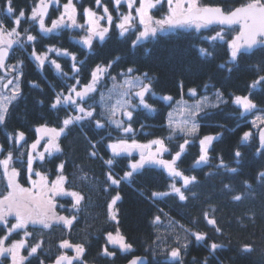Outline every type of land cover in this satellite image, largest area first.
<instances>
[{
    "label": "snow or ice",
    "instance_id": "obj_1",
    "mask_svg": "<svg viewBox=\"0 0 264 264\" xmlns=\"http://www.w3.org/2000/svg\"><path fill=\"white\" fill-rule=\"evenodd\" d=\"M109 4L112 5L111 10ZM29 11L30 14H26L25 9L13 7V0H5L4 12L10 24H6L4 19L0 18V126L5 125L10 118V105L24 95L22 88L24 62L20 59L14 64L8 62L10 53L11 57L15 56L14 45L25 51H28L25 46L29 45L31 50L28 54L38 67L43 70L47 62L61 77L63 88L60 91L54 90V97L49 104V108L57 114L59 126L52 127L45 119L43 123L32 126L33 138L30 143L27 133L16 129L7 136L8 147L0 144V181H6L5 187L8 190L6 195L0 196V225L3 226V234H0V264L4 259H8L9 264H31V258L39 257L44 240L29 243V238L33 235L28 231L29 226L41 225L44 229H50L55 222L70 231L78 221L80 211L89 205L90 194L75 190L73 181L65 174L66 166L81 168L68 156L60 143L61 137H67L75 127H80L81 132L86 126L107 132L106 137L101 136L96 141L88 137L87 133H84V137L91 149L87 153L88 158H99L106 166V170L102 171L104 180L100 188L106 194L107 222L114 227L113 231L103 233L105 242L100 255L109 259L116 257L117 250L129 254L135 251L133 244L119 227L121 223L119 204L124 199L120 191L122 182L131 185L137 175L153 168L163 169L173 182L167 186L168 191H153L148 198L155 202L159 198L175 194L180 201L188 200L189 197L185 193L189 191V186L198 184L199 181L195 175H185L186 170L180 168L183 158L190 148L198 143L195 165L207 164L210 152L214 150V141L221 135L218 133L200 136V122L211 114L209 110L218 109L231 101L241 109V116L252 114L254 111L260 113L249 122L252 127L243 132L240 143L249 142L256 137L258 141L256 154L264 155V106H259L253 99V90L264 88V75L259 74L261 69L258 65L257 77L247 85L244 95L231 93L230 96H226L224 91L216 89L211 98L207 95L201 96L197 88L186 89L185 82L178 78L175 86L179 99H176L173 95L161 94L155 90L154 85L159 83L160 78L154 72L142 71L135 66L121 67L120 56L85 68V60L78 59L76 53L68 49H61L55 45H45L43 52L36 49L39 33H60L65 28L83 30L82 42L91 50L94 41L98 39L104 42L114 31L118 32L120 37L134 34L135 39L131 43L132 47L136 48L146 43H155L170 34L180 35L184 29L200 31L216 26L219 30H214V35L205 39L213 44L223 42L229 52V61L233 65H238L239 59L245 53H250L258 47L264 49V0H248L239 7L201 5L198 0H93L92 5L88 7L82 4V0H67L65 3H61V0L38 2L34 0ZM52 13H58L55 19L51 18ZM154 13H160L159 18ZM22 21L38 24V34L33 35L29 28H22ZM102 21L104 23H101ZM230 26L238 27L235 35H231ZM150 51L151 49L146 48L145 54ZM199 51L202 55H212L203 48ZM52 54L70 58L71 74L63 71L61 64L52 58ZM174 55L175 53H170V58ZM231 70L229 68V71ZM183 71L191 73L193 68L190 65L185 66ZM29 83L33 87H40L34 81ZM109 83L111 87L107 86ZM208 87V84L203 86L205 91ZM114 93L119 99L111 103ZM185 95H189L193 102L186 101ZM149 100H157L163 103L165 108L158 109L149 103ZM39 103L43 104L44 101ZM177 107L184 115L180 122L174 121L172 111H165L167 108L175 110ZM69 108L71 111H67ZM61 111L66 112L63 117H59ZM142 115H150L162 122L159 125H147L141 122ZM136 124H139V127H134ZM157 127L168 129V135L162 136L146 131ZM112 131H116L117 135L113 136ZM141 134L152 138L143 141L137 139ZM177 140L183 142L174 143ZM98 144L103 145L105 151L110 153V158L105 160L99 155ZM13 145L24 149L20 153L24 158L18 161L22 165L20 169L14 166L13 152L9 150ZM134 153L138 158H133ZM121 156L128 158L127 170L123 171V175L114 174L117 158ZM53 158L59 162L53 170L55 180L49 181L45 165ZM218 159V168H225L232 173L239 171L238 168H229L223 157ZM234 159L238 165L241 163L242 153L238 149L234 151ZM177 178L182 181L180 186L175 182ZM20 179H24L29 187H23L19 183ZM257 180L264 183V170L258 171ZM243 183L247 189H252L248 181ZM225 188L230 186L225 185ZM249 195L251 191L236 194L232 196V200L240 202ZM61 197L71 198L69 211L72 214L65 216L55 212L58 206L56 201ZM59 207L64 209L63 205ZM157 211L159 214L153 216L151 223L158 226L161 216L167 217V213H164L163 209ZM203 216L206 223L212 226L214 233L223 234L217 218L209 217L208 212ZM191 223L195 224L197 221L192 220ZM169 225L175 226L171 219ZM180 228L186 233V237L182 239L176 235L173 240L174 246L166 244L160 247L158 243L150 245L151 255L154 257L151 264L172 262L182 264L183 256L189 247L187 236L197 242L211 239L206 232L185 228L183 225H180ZM21 232L23 235L20 239H12L13 234L19 235ZM156 239L161 241L162 238L157 234ZM86 244H89V241L71 243L69 239H61L57 245L58 254L52 264H73L74 261L78 264H87L84 260ZM206 247L209 248L211 255L217 250L227 248L228 245L223 241L217 243L211 240ZM68 249L74 250V255L69 256L66 251ZM237 251L251 255L257 249L253 243H248ZM260 252L264 257V249H260ZM157 256L162 259H155ZM207 260L205 257L203 264H207ZM39 264H45V261L40 259ZM128 264L150 262L146 256L133 255Z\"/></svg>",
    "mask_w": 264,
    "mask_h": 264
},
{
    "label": "trees",
    "instance_id": "obj_2",
    "mask_svg": "<svg viewBox=\"0 0 264 264\" xmlns=\"http://www.w3.org/2000/svg\"><path fill=\"white\" fill-rule=\"evenodd\" d=\"M200 1L203 5L225 7H238L248 2V0ZM33 3L34 0H13V7L23 8L26 10V14H30L29 10ZM92 3L93 0H82L85 7L91 6ZM4 7L5 0H0V18L4 19L6 24H10ZM111 7L112 5L109 4L110 10ZM154 14L159 15L160 13ZM57 15L58 13H52L51 18L55 19ZM113 15L115 16L114 12ZM102 23L104 22L102 21ZM22 28H29L33 35H37L39 32L38 24L30 22L22 21ZM214 30L219 29L216 27L200 31L184 29L181 30L180 35L170 34L155 43H146L136 48H133L131 43L135 39L134 34L120 37L119 33L114 31L110 38L104 42L97 39L94 41L93 49L87 50L79 44L84 36L83 30L65 28L60 33H39L36 49L38 52H43L45 45L68 49L76 53L78 59L85 60V68L94 66L95 63L101 61L108 62L120 56L119 65L121 67L135 66L142 71L154 72L160 78L159 83L154 85L155 90L161 94L173 95L176 99H179L175 86V81L178 78L185 82L186 89L197 88L199 95L213 94L216 89L224 91L226 96H230L231 93L244 95L247 85L257 77V65L261 69L259 74L264 75V49L258 48L251 53H245L239 59L238 65H233L229 61V52L223 42L213 44L205 39V37L214 35ZM230 30L231 35H235L239 29L235 26ZM25 47L28 48V51L20 50L14 59L15 61L23 60L25 65L24 83L22 84L24 95L10 105V118L5 125L0 126L2 142L5 147H8V134L16 129L25 131L30 143L33 138L32 126L43 123L45 119L50 123V126H59L57 114L49 108V104L54 97V90L60 91L63 88L62 79L54 67L47 62L41 70L28 54L31 50L30 46L26 45ZM146 48L151 49L147 54H145ZM200 48L212 55H202L199 51ZM170 53H175L173 58H170ZM52 58L61 64L64 72L71 74L70 58L58 57L55 54H52ZM221 64L225 66L220 67ZM189 65L193 68V72H184V67ZM229 68L232 70L229 71ZM30 81L38 83L40 87H33L29 83ZM205 84L209 85L206 91L203 88ZM253 91V99L259 106H264V88ZM184 98H189V95H185ZM39 101H44V103L40 104ZM149 103L158 109L165 108L164 104L157 100H149ZM171 109L167 108L165 111ZM67 111H71V109L69 108ZM209 111L211 114L200 122V136L218 133L221 135L217 141H214V150L210 152V160L207 164L195 165L198 156V143L194 144L183 158L180 168L186 170L185 175H195L199 181L198 184L189 186V191L185 193L189 197L188 200L180 201L175 194L159 198L155 202L148 198L151 197L153 191H168L167 186L173 182L163 169L153 168L137 175L131 185L121 183L120 191L124 199L119 204L121 211L119 227L128 241L133 244L135 251L129 254L117 250L114 259L100 255L105 242L103 233L113 231L114 227L113 224L107 222L105 215L106 194L100 188L104 180L102 171L106 170V166L99 158H88L87 153L91 149L88 140L84 137V133H87L88 137L96 141L101 136L106 137L107 132L93 130L90 126L84 127L81 132L80 127H75L67 137H61L60 143L65 152L76 165L81 166L80 169L66 166L65 174L73 181L75 190H82L90 194L91 201L85 209L80 211L78 221L70 231L58 224H53L50 229L29 226L28 231L33 233L29 238V243L40 239L44 240V247L40 251L39 257L31 258V264H39L40 259H43L45 264H52L58 254L57 245L61 239H69L71 243L89 241V244H86L87 252L84 256L87 264H125L133 255L146 256L151 264L154 257L151 255L150 245L158 243L160 247H164L166 244L174 246L173 240L176 235L182 239L186 237V233L180 228V225L195 231L206 232L211 238L205 242H197L187 236L189 247L183 256L182 264H203L205 257L208 258L207 264H264V257L260 252V249H264V183L257 180L258 171L264 170V155L256 154L258 146L256 137H253L249 142L240 143L243 132L252 127L249 123L252 114L241 116V109L233 105L231 101L227 105ZM65 114V111H61L59 117H63ZM141 122L147 125H159L162 121L150 115H142ZM134 127H139V124ZM146 131L162 136L168 135L166 128H149ZM112 135L116 136V131H112ZM151 138L150 136L145 137L143 134L137 137L142 141ZM182 142V140L174 141V143ZM97 148L103 159L110 158V153L105 151L103 145L98 144ZM237 149L242 153L239 165L234 159V151ZM9 150L13 152L14 166L20 169L22 165L18 161L24 158L20 155L24 149L13 145ZM218 157H223L229 168H238L239 171L232 173L225 168H218ZM133 158H138V156L133 155ZM58 162L53 158L45 165L49 179L55 178L53 170ZM127 162L126 156L118 157L114 174L123 175V171L127 170ZM40 170L44 171L45 169ZM244 181H248L252 185L251 190L245 187ZM19 182L28 185L24 179H20ZM175 182L177 186L182 184L179 178ZM5 183L6 181H0V195L8 191ZM225 185H229L230 188H225ZM141 190L143 194H141ZM249 191H251V195L248 198L240 202L232 200L233 195ZM59 200L64 206V209L58 206L59 212L65 216L72 214L69 211L71 198L64 197ZM158 209H163L164 213H167V217L162 215L161 222L157 226L153 225L151 220L154 215L159 214ZM205 212H208L209 217L217 218L218 226L222 229L223 234L214 233L212 226L208 225L204 219ZM169 219L174 222V227L169 225ZM192 220L197 223H191ZM2 229L3 226L0 225V234H3ZM157 234L161 236V241H157ZM22 235V232L19 235L13 234L12 239H20ZM211 240H215L217 243L223 241L228 247L210 255L206 244ZM248 243H253L257 251L251 255L237 251L242 245ZM110 250L114 249L110 248ZM68 252L71 253V250ZM24 254H27L26 251ZM155 259L160 260L162 257L157 256ZM7 263L8 259H4L2 262V264ZM172 264H180V262H172Z\"/></svg>",
    "mask_w": 264,
    "mask_h": 264
},
{
    "label": "rangeland",
    "instance_id": "obj_3",
    "mask_svg": "<svg viewBox=\"0 0 264 264\" xmlns=\"http://www.w3.org/2000/svg\"><path fill=\"white\" fill-rule=\"evenodd\" d=\"M64 2H67V0L66 1H64ZM198 3H200L201 5H203L202 3H201V1L200 0H198ZM155 15V14H154ZM160 15V14H159ZM159 15H156L157 16V18H159ZM102 23V22H101ZM15 46V45H14ZM23 51H24V49H22ZM9 63H11V61L9 62ZM14 63H16V62H14ZM13 63V64H14ZM108 87H111V84L109 83L108 85H107ZM7 94V93H6ZM203 95H207L208 97H213V94L212 93H206V94H203ZM202 96V95H201ZM119 99V96H117L115 93L113 94V97H112V100L110 101L111 103H115L116 102V100H118ZM186 101H188L189 103H192L193 101L190 99V98H184ZM170 111H172L173 112V119H174V121H176V122H180V121H182L183 119H184V115H182V113H181V110H180V108H176L175 110H173V109H171ZM258 114H260V113H258V112H255L254 111V113H252V118L250 119V120H253L254 118H255V115H258ZM2 139H0V144H4L2 141H1ZM55 180V178L54 179H49V181H54ZM20 183V182H19ZM21 184V183H20ZM23 187H29V184L28 185H24V184H21ZM7 194V192L6 193H4V194H1L0 196H3V195H6ZM61 198H64V197H61ZM56 203H57V205L59 206V205H61V201L58 199L57 201H56ZM58 206L55 208V212L56 213H58V214H60V215H62L60 212H59V210L57 209L58 208ZM12 222H14V221H12ZM53 224H57V223H55V222H53ZM52 224V225H53ZM36 226H41V225H36ZM41 227H43V226H41ZM69 250H71V253H69L68 251ZM67 251V254L69 255H74V250H72V249H68V250H66Z\"/></svg>",
    "mask_w": 264,
    "mask_h": 264
},
{
    "label": "flooded vegetation",
    "instance_id": "obj_4",
    "mask_svg": "<svg viewBox=\"0 0 264 264\" xmlns=\"http://www.w3.org/2000/svg\"><path fill=\"white\" fill-rule=\"evenodd\" d=\"M61 3H65L63 0H61ZM14 47V49H15V56L14 57H11V53H10V60L8 61V62H10L11 61V63H14V62H16L14 59L17 57V55H18V53H19V51L20 50H22L20 47H17L16 45L15 46H13ZM0 139H2V137H1V132H0ZM2 141V140H1ZM2 226V225H1ZM70 255V254H69ZM138 256H141V255H138ZM132 258V257H131ZM130 258V259H131ZM129 259V260H130ZM128 262V261H127ZM126 262V263H127ZM77 262H75L74 264H76ZM125 263V264H126ZM7 264H9V260H8V263Z\"/></svg>",
    "mask_w": 264,
    "mask_h": 264
},
{
    "label": "water",
    "instance_id": "obj_5",
    "mask_svg": "<svg viewBox=\"0 0 264 264\" xmlns=\"http://www.w3.org/2000/svg\"><path fill=\"white\" fill-rule=\"evenodd\" d=\"M238 7H239V6H238ZM212 27H216V26H212ZM233 27H235V26H230V29L233 28ZM79 44H80L82 47H84L85 49L90 50V49H88V48L83 44L82 40L79 41ZM258 48H259V47H258ZM258 48H256V49H258ZM256 49H253L251 52H253V51L256 50ZM251 52H250V53H251ZM133 155L138 156V155L135 154V153H134ZM69 256H72V255H69ZM141 256H143V255H141ZM75 262H76V261H74L73 264H74ZM126 264H128V262H127Z\"/></svg>",
    "mask_w": 264,
    "mask_h": 264
}]
</instances>
